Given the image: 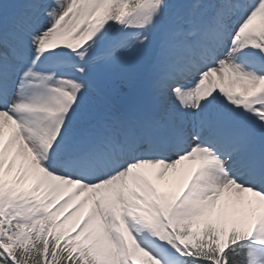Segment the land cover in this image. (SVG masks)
I'll use <instances>...</instances> for the list:
<instances>
[{
    "label": "snow or ice",
    "instance_id": "snow-or-ice-1",
    "mask_svg": "<svg viewBox=\"0 0 264 264\" xmlns=\"http://www.w3.org/2000/svg\"><path fill=\"white\" fill-rule=\"evenodd\" d=\"M0 264H264V0H0Z\"/></svg>",
    "mask_w": 264,
    "mask_h": 264
},
{
    "label": "rangeland",
    "instance_id": "rangeland-1",
    "mask_svg": "<svg viewBox=\"0 0 264 264\" xmlns=\"http://www.w3.org/2000/svg\"><path fill=\"white\" fill-rule=\"evenodd\" d=\"M69 209H70V208H69ZM71 210H72V209H71ZM71 210H67V211H69V212H70Z\"/></svg>",
    "mask_w": 264,
    "mask_h": 264
}]
</instances>
